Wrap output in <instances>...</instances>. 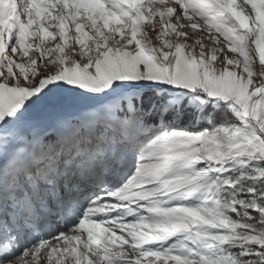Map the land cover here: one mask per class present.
<instances>
[{
    "label": "snow or ice",
    "instance_id": "1",
    "mask_svg": "<svg viewBox=\"0 0 264 264\" xmlns=\"http://www.w3.org/2000/svg\"><path fill=\"white\" fill-rule=\"evenodd\" d=\"M0 264H264V0H0Z\"/></svg>",
    "mask_w": 264,
    "mask_h": 264
}]
</instances>
